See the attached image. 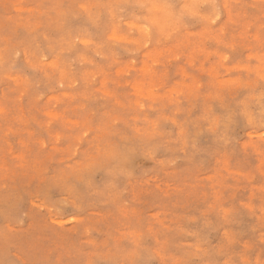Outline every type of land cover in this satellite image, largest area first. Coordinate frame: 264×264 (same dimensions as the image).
<instances>
[{
    "label": "clouds",
    "instance_id": "9594fccd",
    "mask_svg": "<svg viewBox=\"0 0 264 264\" xmlns=\"http://www.w3.org/2000/svg\"><path fill=\"white\" fill-rule=\"evenodd\" d=\"M0 264H264V0H0Z\"/></svg>",
    "mask_w": 264,
    "mask_h": 264
}]
</instances>
